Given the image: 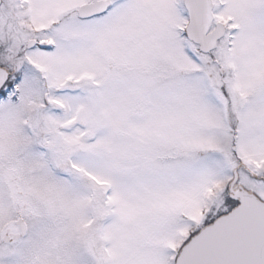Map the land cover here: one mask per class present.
<instances>
[{"label":"snow or ice","instance_id":"snow-or-ice-1","mask_svg":"<svg viewBox=\"0 0 264 264\" xmlns=\"http://www.w3.org/2000/svg\"><path fill=\"white\" fill-rule=\"evenodd\" d=\"M0 264H264V0H0Z\"/></svg>","mask_w":264,"mask_h":264}]
</instances>
